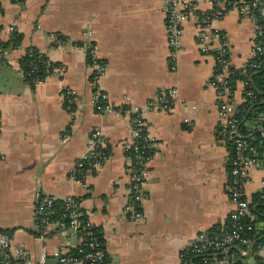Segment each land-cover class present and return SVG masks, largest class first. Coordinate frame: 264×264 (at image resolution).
<instances>
[{
	"label": "crops",
	"instance_id": "crops-1",
	"mask_svg": "<svg viewBox=\"0 0 264 264\" xmlns=\"http://www.w3.org/2000/svg\"><path fill=\"white\" fill-rule=\"evenodd\" d=\"M186 1L201 15L213 8ZM209 31L224 39L231 66L252 59L249 18L228 11ZM14 32L20 44L0 49V233L32 262L44 251L61 264L78 239L59 221L43 229L38 216L44 200L74 197L102 236L107 264H181L198 235L225 228L233 204L230 150L216 132L223 99L196 20L173 43L163 0H0V43ZM88 47L105 67L98 78ZM29 48L59 65L34 85L19 64ZM243 89L238 81L229 95L235 108ZM96 92L114 111L97 108ZM140 128L152 151L136 180ZM93 131L108 153L84 169ZM243 191L249 204L264 191V167L249 168ZM236 250L251 259L250 249ZM256 254L264 258V246ZM211 264L228 263L216 255Z\"/></svg>",
	"mask_w": 264,
	"mask_h": 264
},
{
	"label": "built area",
	"instance_id": "built-area-1",
	"mask_svg": "<svg viewBox=\"0 0 264 264\" xmlns=\"http://www.w3.org/2000/svg\"><path fill=\"white\" fill-rule=\"evenodd\" d=\"M166 12V27L169 32V37L173 43L177 42L182 34V26L188 19H194L199 24V44L203 52H213L214 55V70L212 76V84L221 93L219 104L220 123L217 127V135L224 143L231 142L234 151V157L230 160L228 174V189L229 198L233 204V209L229 214V228L226 230L211 232L210 235L200 234L190 245V249L195 254H202L201 264H211L215 260V256L225 254L227 250L234 245H241V253L244 255L250 249L252 238L249 232L252 230L250 225L245 224L247 217H250V205L244 195L243 188L248 180V170L252 166L264 167V157L257 159V153L246 143L244 137L237 130V120L234 119L235 107L229 102L228 89L226 88L225 78L228 74V69L231 67L230 61L226 55L225 42L217 31L212 33L209 31L211 21L219 18L228 11H235L240 17L249 18L255 28L253 37V57L264 54V27L257 22V13L261 14V7L264 0H210L212 11L201 15L195 13L193 5L186 0H163ZM89 57L92 61L96 77L98 78L104 72V65L96 60V56L92 47H88ZM250 59V60H252ZM247 61L241 68L252 67L258 68L257 64H248ZM233 67V66H232ZM244 85V83H243ZM69 96L74 95L68 92ZM169 96H175L174 91H169ZM162 98H157L155 104H160ZM244 101V98H243ZM252 101V100H250ZM94 103L98 109L106 111H114V108L106 102L105 95L96 92L94 95ZM264 113L259 114V119ZM253 125V122H250ZM142 126L141 123H138ZM136 131V130H135ZM137 132V131H136ZM92 144L86 160H92V165H98L105 159L102 138L98 131L91 133ZM133 151L136 153V171L134 178L141 179L140 166L147 160L137 153V148L133 146ZM137 167V168H136ZM54 200L49 198L43 201L40 208L41 215H49L47 211ZM64 214L63 218L68 220V229L78 239V244L84 242L85 250H80L83 260H87L88 264H107L106 253L104 247L100 246L92 231V225L88 222L81 224L79 217L81 216L80 206L74 197H68L63 200ZM50 221L42 220V228H47ZM61 224V222H59ZM62 225V224H61ZM81 230V235L78 231ZM188 248V249H189ZM187 249V250H188ZM183 251L180 255L181 264H192L185 257ZM46 256L44 251L41 252L37 261L32 262L24 251L15 245L11 237L5 233H0V264H45ZM61 264H82V260H78L67 254L59 257ZM226 263L225 259H222Z\"/></svg>",
	"mask_w": 264,
	"mask_h": 264
},
{
	"label": "trees",
	"instance_id": "trees-1",
	"mask_svg": "<svg viewBox=\"0 0 264 264\" xmlns=\"http://www.w3.org/2000/svg\"><path fill=\"white\" fill-rule=\"evenodd\" d=\"M257 22L264 27V4L261 7L260 12L257 13ZM21 35L18 33H12L7 43H0V49L3 47L15 48L20 44ZM258 68L246 67L235 68L229 67L228 74L225 78L226 88L229 95L232 96L236 83L238 81L244 83L243 98L244 101L235 108L234 119L237 120V130L244 137L249 147H252L257 153V159L264 157V115L259 119V114L264 113V54L254 57L248 64H257ZM21 70L23 72L24 81L29 85H34L37 81H41L45 76L53 73V71L59 66L57 63H53L46 59V57L35 48H29L25 55L19 60ZM252 100V101H250ZM253 122V125L250 124ZM150 142L146 138V130L140 128L138 131V137L135 141V147L137 153L141 157H149L151 155ZM226 146L230 150V158L227 165L229 169L230 160L234 157L233 146L231 142L226 141ZM101 151L107 155V149H101ZM92 160H86L84 169L90 164ZM250 217L245 220L246 225H250L252 230L249 232V236L252 238L250 257H243L239 254L236 248H241V245H234L230 247L225 254L217 255L220 259H225L228 264H264V258L259 257L256 253L264 246V191L254 194L251 197L250 202ZM49 215L38 216V223L42 220L50 222L59 221L68 229V220L63 218L64 214V202L54 200L47 210ZM80 223L85 224L87 221L83 215L79 217ZM229 228V218L224 229H212L206 235H210L211 232L226 230ZM94 236L96 237L100 246L104 247V242L101 234L92 227ZM81 230L78 231V235H81ZM236 247V248H234ZM86 245L84 242L79 243L77 247L70 249L66 254L72 256L78 260H82V264H88L87 260H83L80 250H85ZM185 257L191 261L192 264L202 263V254H195L189 248L185 253Z\"/></svg>",
	"mask_w": 264,
	"mask_h": 264
},
{
	"label": "water",
	"instance_id": "water-1",
	"mask_svg": "<svg viewBox=\"0 0 264 264\" xmlns=\"http://www.w3.org/2000/svg\"><path fill=\"white\" fill-rule=\"evenodd\" d=\"M49 260L48 259H46V262H45V264H49V262H48ZM57 262V261H56Z\"/></svg>",
	"mask_w": 264,
	"mask_h": 264
}]
</instances>
